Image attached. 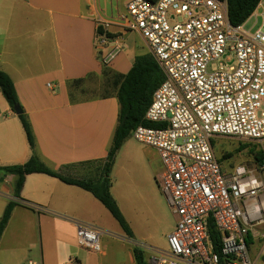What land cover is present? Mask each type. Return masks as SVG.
Masks as SVG:
<instances>
[{
	"label": "crops",
	"instance_id": "1",
	"mask_svg": "<svg viewBox=\"0 0 264 264\" xmlns=\"http://www.w3.org/2000/svg\"><path fill=\"white\" fill-rule=\"evenodd\" d=\"M129 1L0 0V69L15 84L35 143L33 151L19 115L0 91V167L24 165L34 153L66 178H103L119 100L116 94L83 92L90 80L105 89L104 67L126 75L136 57L151 54L145 38L119 22ZM99 18L110 22L111 41L102 56L96 49ZM118 40L122 51L105 65V54ZM81 79L83 84L72 86ZM122 145L111 169V194L133 237L79 186L37 172L26 176L19 201L13 194L16 176L7 175L0 179V218L9 201L19 205L0 238V264H137V247L147 261L151 249H165L176 218L159 186L161 157L132 136ZM77 223L104 232L100 252L78 246ZM250 230L251 256L264 264L253 249L255 226Z\"/></svg>",
	"mask_w": 264,
	"mask_h": 264
},
{
	"label": "built area",
	"instance_id": "2",
	"mask_svg": "<svg viewBox=\"0 0 264 264\" xmlns=\"http://www.w3.org/2000/svg\"><path fill=\"white\" fill-rule=\"evenodd\" d=\"M255 18L250 27L232 25L227 0H130L119 20L145 38L165 76L144 119L159 126L132 131L159 153V186L176 218L167 247L151 249L148 264H259L248 240L264 224V181L242 169L224 173L213 148L222 136L264 146V10ZM108 24L97 22L101 56L111 41ZM122 49L116 41L103 63ZM218 60L226 68L209 71ZM211 223L221 234L219 253ZM103 233L77 223L78 246L100 252Z\"/></svg>",
	"mask_w": 264,
	"mask_h": 264
},
{
	"label": "trees",
	"instance_id": "3",
	"mask_svg": "<svg viewBox=\"0 0 264 264\" xmlns=\"http://www.w3.org/2000/svg\"><path fill=\"white\" fill-rule=\"evenodd\" d=\"M224 1V0H221ZM262 0H227L229 21L232 25L237 26L246 23L255 14ZM103 34V29L97 30V35ZM111 39V35L108 34ZM105 77V91L104 96L116 94L119 105V119L115 130L112 146L109 150L106 164L103 171V178L99 181L89 180H73L66 178L61 174L49 169L41 160L33 153L31 159L24 165L14 167H0V179L7 175L16 176L14 186V197L21 200V191L25 182V178L29 174L42 173L49 176L59 178L63 182L71 185L79 186L95 196L113 215L117 220L123 231L129 236L133 237V233L126 222L121 210L119 209L114 196L111 194V172L115 164L116 156L123 146L122 144L132 136V131L138 126L158 127L157 123L147 122L145 119L146 112L152 103L153 94L158 87L164 82L165 76L160 69V65L155 60L152 54H146L136 57L134 65L126 75L114 73L109 68L104 67ZM85 82L84 79L72 82V86H79ZM0 91L3 93L5 99L9 103L11 109L20 106L19 98L16 92L15 84L11 77L0 69ZM22 112L18 117L20 118L23 128L28 137V143L34 151L35 143L30 123ZM214 141V140H213ZM248 145L241 147L244 150ZM264 158L261 153L259 160ZM19 202L9 201L2 218H0V238L3 235L5 228L11 218L12 212ZM210 234L215 245V251L219 253L221 248V234L216 229L214 224H210ZM249 237L248 243L250 244ZM137 264H148L144 252L140 249H135Z\"/></svg>",
	"mask_w": 264,
	"mask_h": 264
},
{
	"label": "rangeland",
	"instance_id": "4",
	"mask_svg": "<svg viewBox=\"0 0 264 264\" xmlns=\"http://www.w3.org/2000/svg\"><path fill=\"white\" fill-rule=\"evenodd\" d=\"M264 10V0H262V6L258 9V13ZM257 13V12H256ZM247 21V27H250L255 23V15ZM226 61H214L209 65V71L221 70L226 68ZM104 89L99 87L94 80H90L86 84L85 92L83 96H91L104 93ZM213 148L216 158L219 160L224 173L231 174L238 169H242L248 173L253 174L259 179L264 181V158L258 159L260 154H264V146L256 142L242 141L234 137H216L213 141ZM243 145H248L244 150L241 149ZM257 231V243L253 249L256 250V254L260 260L264 263V238L261 236L264 234V224L255 226ZM166 247V246H164ZM163 247V248H164ZM252 249V250H253Z\"/></svg>",
	"mask_w": 264,
	"mask_h": 264
},
{
	"label": "water",
	"instance_id": "5",
	"mask_svg": "<svg viewBox=\"0 0 264 264\" xmlns=\"http://www.w3.org/2000/svg\"><path fill=\"white\" fill-rule=\"evenodd\" d=\"M14 111H15V113L17 115H21L22 112H23V110H22V108L20 106H16L15 109H14Z\"/></svg>",
	"mask_w": 264,
	"mask_h": 264
}]
</instances>
